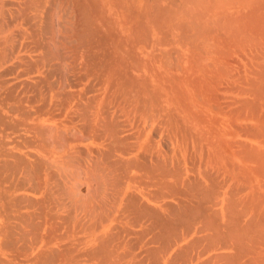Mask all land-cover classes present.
Wrapping results in <instances>:
<instances>
[{
    "label": "bare ground",
    "instance_id": "6f19581e",
    "mask_svg": "<svg viewBox=\"0 0 264 264\" xmlns=\"http://www.w3.org/2000/svg\"><path fill=\"white\" fill-rule=\"evenodd\" d=\"M0 264H264V0H0Z\"/></svg>",
    "mask_w": 264,
    "mask_h": 264
}]
</instances>
